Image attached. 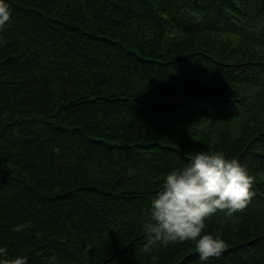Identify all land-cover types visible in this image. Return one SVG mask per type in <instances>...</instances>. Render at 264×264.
Wrapping results in <instances>:
<instances>
[{
	"label": "trees",
	"instance_id": "trees-1",
	"mask_svg": "<svg viewBox=\"0 0 264 264\" xmlns=\"http://www.w3.org/2000/svg\"><path fill=\"white\" fill-rule=\"evenodd\" d=\"M0 245L29 264H200L143 252L150 199L199 151L253 177L208 264H264V0H9Z\"/></svg>",
	"mask_w": 264,
	"mask_h": 264
},
{
	"label": "clouds",
	"instance_id": "clouds-1",
	"mask_svg": "<svg viewBox=\"0 0 264 264\" xmlns=\"http://www.w3.org/2000/svg\"><path fill=\"white\" fill-rule=\"evenodd\" d=\"M12 12L9 0H0V47L6 43L2 34ZM253 183L238 159L222 151L196 152L186 166L166 174L150 199L149 219L141 224L143 252L149 253L157 245L167 248L194 242L200 264L220 257L228 245L220 236L205 232L206 220L218 211L227 215L244 211L255 194ZM0 264H29V257H10L8 249L0 245Z\"/></svg>",
	"mask_w": 264,
	"mask_h": 264
}]
</instances>
